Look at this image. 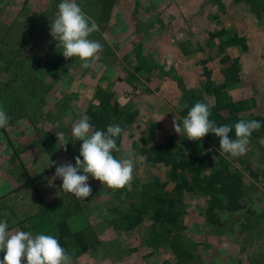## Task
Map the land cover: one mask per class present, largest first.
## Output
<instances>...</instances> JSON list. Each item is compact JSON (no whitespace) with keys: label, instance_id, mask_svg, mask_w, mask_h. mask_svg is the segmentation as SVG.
Wrapping results in <instances>:
<instances>
[{"label":"rangeland","instance_id":"1","mask_svg":"<svg viewBox=\"0 0 264 264\" xmlns=\"http://www.w3.org/2000/svg\"><path fill=\"white\" fill-rule=\"evenodd\" d=\"M59 1L0 0V40L7 38L0 41V92L6 90L2 92L7 96L0 99V106L10 117L8 127L0 128V221L7 220L10 233L24 231L19 224L27 216L34 217V223L25 220L24 225L34 236L81 233L78 242L72 239L79 247L76 256L71 251V264H264V134L250 137L246 154L240 157L225 153L209 139L200 144L221 150L229 169L242 177L245 207L224 211L211 224L208 197L189 194L180 230L189 243L185 258L164 248L153 253L145 242L146 221L132 228L114 227L119 214L112 211L128 210L131 186L111 189L89 175L92 195L78 200L62 189V178L55 176L52 166V162L75 165L68 153L71 139H76L72 126L90 106L99 105L95 93L100 87L113 92L122 108L138 114L122 130L120 154V160L133 161V180H168L169 168L153 164L141 150L176 134L173 120L182 124L187 106L203 102L212 108L211 81L225 84L227 71L239 76L226 88L231 97L253 101L242 116L264 117V0H111L106 6L100 0H75L89 23L99 25L88 38L99 41L103 50L91 67L84 68L73 57L70 72L76 75L61 71L55 77L59 70L49 62L63 49L50 34V24L57 14L51 9ZM14 24L19 32L33 29L37 42L24 44L26 37L14 31L20 38L9 40ZM223 28L238 31L245 45L223 43L215 48L220 39L211 35ZM3 51L15 58L12 65ZM51 82L45 107L38 106L42 88L30 102L13 106L12 90ZM68 93L75 95L65 107L63 96ZM60 131L68 141L67 150L58 141ZM181 133L187 138L183 128ZM13 145L25 149L19 157L24 165L12 160ZM4 255L0 252V260Z\"/></svg>","mask_w":264,"mask_h":264},{"label":"trees","instance_id":"2","mask_svg":"<svg viewBox=\"0 0 264 264\" xmlns=\"http://www.w3.org/2000/svg\"><path fill=\"white\" fill-rule=\"evenodd\" d=\"M61 1V0H60ZM59 1V2H60ZM241 1V0H237ZM58 2V5H59ZM102 6L111 4V0H100ZM52 12H58V6L51 9ZM53 13V14H54ZM9 31L11 32L9 40L14 39V37L20 38L18 35H13V31L22 34V37H26L23 42L24 44L29 43L31 40L36 41V33L33 29L22 30L19 32L14 25H10ZM42 33L41 35H43ZM227 34H230L227 36ZM238 31L231 29H221L217 32L212 33L211 39L218 37L220 42L214 47L220 48L224 44L230 45H245V38L239 35ZM40 35V36H41ZM229 37L224 39V37ZM7 38L0 40L1 42H6ZM224 43V44H223ZM3 55L8 65H12L13 60H15L10 52H4ZM8 57H6V56ZM1 60V56H0ZM67 62V63H66ZM16 63V62H15ZM71 58H65L63 54L59 57H55L49 62L53 69H57V73L54 76H58L61 71L70 72L73 64ZM71 67V68H70ZM73 76L76 75L75 72H70ZM69 74V75H70ZM82 74V73H78ZM227 81L225 84L216 86L212 81L213 90H211L214 97V105L210 108L211 115L209 119L214 121L216 126L228 125L232 127V132L229 133L232 139H236L235 136V124L241 120L251 121L257 120L261 123V128L258 131H254L251 137L261 136L264 134V117L262 115H252L250 117L242 116V114L250 109V103L252 100H234L229 92L226 90L230 82H238L239 76L235 73L233 76L228 75L227 71ZM56 83L57 80H54ZM52 82L49 85L36 86L31 89L27 84H22V88L17 90L8 89L7 91H14L16 95L11 96V101L14 103L13 106L19 107L22 103L30 102L34 96L38 95L37 88H42V95L38 102V106L47 105L46 96L49 95L53 88ZM6 91V90H2ZM0 92V99L6 98L3 92ZM33 91V92H32ZM96 99L99 100L98 106H90L86 115H88L91 120L93 131L103 130L106 131L109 125H119L122 130L126 126L125 124H130L135 121L138 115L136 111H129L122 108L117 102L114 93L100 87L96 90ZM75 93L65 94L63 97V104L65 107L68 106L72 96ZM60 100V99H59ZM196 102V101H195ZM194 104V101H193ZM59 104H56L57 109ZM193 106L184 110L183 117L185 118L190 111L189 109ZM12 114V112H11ZM13 115V114H12ZM182 125V124H181ZM209 139L211 143H216V146L220 149V138L214 133L207 134L202 140H189L181 134H173L169 136L166 140H163L157 145L152 146L150 149L141 150V153L147 155V159L153 164H163L169 168L168 180L162 181L158 177H154L151 181H142L135 179L131 181V188L127 191V198L130 200L129 208L126 212L119 211L118 208L113 210V214H119L116 220L113 222L114 227H127L132 228L137 224L147 222L146 231V245L152 249L153 253L159 249H169L177 257L185 258L189 256V251L186 242L185 235L180 232L182 227V220L185 213L186 198L189 194H202L208 197V208L207 217L211 224H215V221L219 214L224 211L236 212L240 211L245 207L244 204V194L245 185L242 177L238 176L236 173L231 171L228 167V163L221 154V150L208 147L201 148L200 144H204L203 141ZM72 144L68 147V153L70 157L75 160L77 156H80V148L82 146V141L71 139ZM13 144V142H10ZM116 144L119 151L113 150V156L120 159V154L122 150V133L116 138ZM15 153L12 160L18 159L22 165L23 162L19 158L22 151L13 145ZM12 147V148H13ZM81 160L83 157H80ZM215 158V159H214ZM25 169L24 166H22ZM207 170V171H205ZM25 174L29 178H33L28 173V170H24ZM33 181V179H32ZM29 182L31 180L29 179ZM26 184L20 185L18 189L25 188ZM39 195L41 201L43 197ZM69 208V207H68ZM33 218H27L25 220L33 222ZM25 220L20 222L21 228L26 232L27 227L25 225ZM123 222V224H119ZM69 226V222H68ZM67 228V227H66ZM60 233V231H59ZM70 234V233H69ZM58 235L57 239L61 246L66 249V251L71 255V251H74L76 256L79 244H73L72 239L79 240V235L81 233L77 232L75 235ZM86 249V248H85Z\"/></svg>","mask_w":264,"mask_h":264},{"label":"clouds","instance_id":"3","mask_svg":"<svg viewBox=\"0 0 264 264\" xmlns=\"http://www.w3.org/2000/svg\"><path fill=\"white\" fill-rule=\"evenodd\" d=\"M89 21L90 17L75 0H62L58 5L56 19L50 24V34L58 42V48L63 49V56L66 59L78 57L84 68L91 67L92 62L98 58L97 54L103 50L99 41L88 38L91 33L99 31V25L94 21L90 24ZM210 115V106L197 102L183 118L182 125L174 118L173 128L177 134H181L183 128L187 139L193 141L202 140L207 134L214 133L220 138V149L225 153L232 157L245 155L250 137L261 128V123L257 120L237 122L236 139H232L229 135L232 127L216 126L209 119ZM9 120L7 112L0 106V128L6 129ZM90 120L88 115H84L72 126L71 135L83 142L80 156L75 158V165L68 162L57 166L56 162H52V166L56 167L55 176L62 178V189L82 201L92 195L89 175L111 189L130 187L133 180V161L120 160L112 154L113 150L119 151L116 138L121 135L122 128L119 125H109L106 131H93ZM56 135L59 143L67 150L68 141L64 139V134L60 131ZM0 252L5 253L0 264H23L25 260L26 264H71V255L57 238L44 234L34 236L31 232L20 230L10 233L7 220L0 221Z\"/></svg>","mask_w":264,"mask_h":264}]
</instances>
